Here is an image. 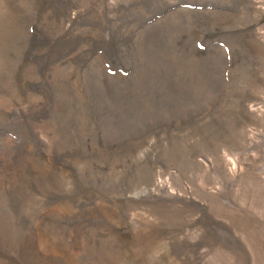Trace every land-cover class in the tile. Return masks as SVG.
Returning a JSON list of instances; mask_svg holds the SVG:
<instances>
[{
  "label": "rangeland",
  "instance_id": "rangeland-1",
  "mask_svg": "<svg viewBox=\"0 0 264 264\" xmlns=\"http://www.w3.org/2000/svg\"><path fill=\"white\" fill-rule=\"evenodd\" d=\"M0 264H264V0H0Z\"/></svg>",
  "mask_w": 264,
  "mask_h": 264
}]
</instances>
